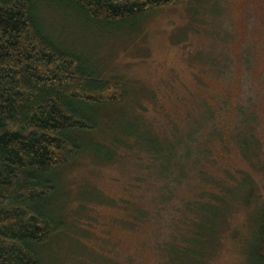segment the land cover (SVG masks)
I'll list each match as a JSON object with an SVG mask.
<instances>
[{
  "label": "trees",
  "instance_id": "1",
  "mask_svg": "<svg viewBox=\"0 0 264 264\" xmlns=\"http://www.w3.org/2000/svg\"><path fill=\"white\" fill-rule=\"evenodd\" d=\"M57 1L75 8L91 24L112 27L181 0ZM37 3L0 0V264H41L42 247L66 232V225L75 224L76 218L66 221L70 197L59 173L83 153L103 163H114L124 154L146 160L148 165L134 177L132 187L138 189L145 181L142 174L151 170L165 183L157 188L160 198L169 199L171 184L188 174L211 184L195 190L193 199L186 201L188 213L179 217L181 224L175 223L184 229L172 230V238L161 246L164 264H208L231 202L242 192L239 199L250 205L255 196L249 212L253 232L244 257L245 264H264V198L258 201L255 182L248 172L235 175L224 168L216 179L201 169L218 166L216 144L222 152L235 145L264 176V162L253 160L260 155L256 135L260 113L255 102L241 99L230 105L226 95L216 107L200 102V113L189 121L183 137L177 136L179 132L174 137L159 135L134 113L127 112L121 120L107 114L117 134L110 141L84 142V135L99 130L106 110L127 107L126 84L94 72L76 50L56 43ZM127 120L139 122L140 130L137 123L124 125ZM80 197L120 205L125 211L123 224L129 228L149 219L148 212L129 198H106L90 188L83 189ZM82 199L76 201L81 207Z\"/></svg>",
  "mask_w": 264,
  "mask_h": 264
},
{
  "label": "rangeland",
  "instance_id": "2",
  "mask_svg": "<svg viewBox=\"0 0 264 264\" xmlns=\"http://www.w3.org/2000/svg\"><path fill=\"white\" fill-rule=\"evenodd\" d=\"M37 1L39 16L56 43L76 50L94 72L126 84L127 107L106 110L99 130L84 135V142L110 141L117 131L108 115L121 120L127 112L141 117L159 135L174 137L179 132L183 137L189 121L200 113V102L216 107L226 95L230 105L250 98L255 102L260 155L253 160L264 162V0H181L112 27L91 24L57 0ZM135 123L127 120L124 125ZM234 123L231 119V126ZM136 127L140 130L141 124ZM214 151L218 166L209 164L202 170L216 179L224 168L235 175L248 172L261 195L258 201L264 198L262 170L244 159L235 145L222 152L216 144ZM146 165V160L128 154L103 163L83 153L63 169L59 176L70 197L66 221L76 220L42 247L41 264H164L161 246L172 238V230L184 229L175 223L181 224L179 217L188 213L186 201L211 184L188 174L171 184L169 199L160 198L157 188L165 183L151 170L142 174L145 181L138 189L132 187ZM85 188L106 198L135 200L148 212V221L129 228L123 224L120 205L82 199ZM241 193L230 204L208 264H245L255 196L244 205ZM80 199L83 207L76 202Z\"/></svg>",
  "mask_w": 264,
  "mask_h": 264
}]
</instances>
